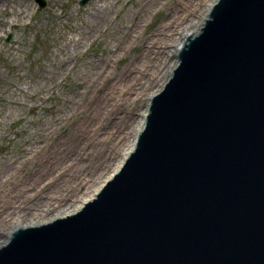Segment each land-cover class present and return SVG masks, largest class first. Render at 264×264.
<instances>
[{
    "label": "water",
    "instance_id": "obj_1",
    "mask_svg": "<svg viewBox=\"0 0 264 264\" xmlns=\"http://www.w3.org/2000/svg\"><path fill=\"white\" fill-rule=\"evenodd\" d=\"M0 264H264V0H216L118 171Z\"/></svg>",
    "mask_w": 264,
    "mask_h": 264
},
{
    "label": "rangeland",
    "instance_id": "obj_2",
    "mask_svg": "<svg viewBox=\"0 0 264 264\" xmlns=\"http://www.w3.org/2000/svg\"><path fill=\"white\" fill-rule=\"evenodd\" d=\"M78 1L47 0L46 7L39 10L33 0H0V163L1 160L6 162L10 159L17 161L20 165L25 163V168L22 170L18 167L10 168L14 171L3 170V175L7 176L6 183L12 179L10 184L3 187L9 191L14 192L15 188L23 183L26 185L28 176L49 156L61 159L62 162L57 165V170H60L61 165L69 162L63 157V145L60 146V144L76 138L72 134L77 135V126L76 128L74 126L79 123L82 114L77 113L78 109L74 105L67 106L65 112L68 115L67 118L64 115L61 116V110L64 108L62 106L68 105L69 100L79 94L80 89H84L91 82H96L95 72L89 69L88 63L92 59L108 58L113 66L110 76L100 82L99 89L90 88V92L95 95L114 79L119 70L143 48L140 41H135L133 44L123 46L119 51L115 50L114 54L108 56L109 51L116 48L114 47L115 42L117 46L119 42L115 40L113 43H107V39H100L98 32L92 30L89 33L88 25L93 19L90 14L96 11L102 3L111 5L109 16L112 20H117L130 8L138 12L144 0H88L83 5H80ZM176 1L172 0L170 5L175 6L173 2ZM167 7L150 12L142 21L139 34L149 32L161 21L166 15ZM194 13L196 20L201 10L194 11ZM30 19H32L31 23L28 26L25 25ZM123 22L124 26L117 31L119 41L124 35L122 29L131 27L128 19ZM102 23L98 24L99 28L107 31V22ZM9 33L10 40L4 42V38ZM143 39L144 36L141 37V40ZM88 44H91L89 48ZM169 48L172 49V46ZM84 51L87 52L84 53ZM169 59H171L170 63L166 66ZM174 59H176V53L168 57L153 85L147 91L138 93L137 98L130 97L126 103H123L117 96L118 91L115 92L112 102L108 105V110L112 108L110 117L115 122H112L114 126L109 125L107 129H112L113 132L107 139L104 136L94 137L96 151L101 150L100 155L111 153L114 158L105 169L95 170L93 168L95 157H90L87 153H84L83 157L79 154L78 156L82 157L79 158L82 161L79 168L86 170L79 171L80 178L85 179L81 186L78 185L79 189L76 188L77 185H74V183L78 184L77 181L67 182L73 186L76 195L64 208L73 207L92 193L102 181L103 176L114 168L121 154L127 151L142 109L150 96L149 91L158 89L162 84L167 76L166 70L168 69L169 73V67ZM61 60H64L63 67L66 65V68L55 70L54 66ZM100 65L101 63L97 68ZM74 68H76L75 72H73ZM83 70L87 71L86 75H83ZM66 74H68L67 77L60 81ZM50 79H53V88L45 87V83H48ZM120 89L123 90V87ZM125 111L127 116L134 114L135 120L131 128L125 129V140L121 139V142L113 145L121 137L120 131H116L115 126L122 124ZM61 117L63 121L60 122ZM111 119L105 120L106 124H109ZM85 136H87L86 133L83 134V139ZM32 143L45 147L46 153L41 150L36 154ZM26 146L29 150H25ZM32 181L38 185L36 183L38 179ZM64 208L55 209L53 212H61ZM50 214L51 212L46 215ZM45 218L44 215L40 219ZM12 229L4 227L0 241L6 239Z\"/></svg>",
    "mask_w": 264,
    "mask_h": 264
},
{
    "label": "bare ground",
    "instance_id": "obj_3",
    "mask_svg": "<svg viewBox=\"0 0 264 264\" xmlns=\"http://www.w3.org/2000/svg\"><path fill=\"white\" fill-rule=\"evenodd\" d=\"M215 0H177L173 2L171 6L170 3L172 0H144L142 3L141 9L137 12L134 8L126 10V12L117 20H112L109 16V11L111 5L104 3L100 4L96 11H93L90 15L92 16V23L88 25L89 33L94 30L100 35V39H107L108 42L118 41L119 45L117 46L116 42L113 51H109L108 56L114 54L115 50H121L125 45L133 44L135 41H140L143 48L139 54L134 56L126 65H124L118 72V74L112 79L108 84L103 87V89L93 95L90 92L91 89H99L100 82L107 79L110 76L113 66L109 63V59H92L88 63L89 69L95 72V83H90L85 86V88L78 91V97L76 96L72 100H69L68 105L62 106L61 116L64 115L65 118L68 115L65 113L67 111V106L74 105L77 107V113L82 114L79 123L77 126V135L75 139L69 142H61L60 146L63 145V157L67 158L69 162L63 164L59 167L60 170H57V165L62 161L60 158L55 156H49L46 160L40 164L33 173H29L26 180V185H20L15 188V191H9L3 187L10 184L6 183V175H3L4 171H14L10 169L12 167H18L21 170L25 168V163L18 164L17 161L4 162L1 160L0 163V235L4 231V227L10 229L19 226V225H35L39 222H43L51 219L54 216H62L67 213H70L76 210L84 200L91 198L94 192L99 188V186L119 167L122 159L127 154L134 144L135 136L143 124L144 116L146 113L147 103L142 109L140 118L137 121V127L134 129L132 134L130 145L127 148V151L121 154L119 160L114 164V168L108 171L106 175L103 176L102 181L94 188L92 193L88 194L83 200L73 207H65L73 197H75L76 192L74 191L73 186L70 185V180L74 182V185H82L85 178H80L79 171H86L84 168H79L82 164L80 160L83 157L84 153L90 155V157H95V164L93 168L96 170H102L108 167L110 161L114 156L109 153L100 155L101 150L96 151V142L95 138L106 137L112 134L113 130H108L107 126L111 125L112 122H115L111 119V107L108 110L109 102H112L113 96L118 91L120 101L126 103V100L131 98H137L138 93L147 91L150 88L158 74L162 71V66L166 63L168 57L174 55L183 39L188 34H193L197 31L200 26L202 19L201 17L206 14L207 9ZM168 6V7H167ZM167 7L165 11V16L161 21H159L149 32L140 33L141 23L144 18L152 11H159L161 8ZM201 10L198 19L195 20L196 14L194 11ZM128 19L131 23L130 28H123L122 33H124L122 39L119 41L117 37V31L124 26V20ZM102 22H107L108 29L107 31H102L98 24ZM103 24V23H102ZM101 27V26H100ZM144 36V39L141 40V37ZM174 44L171 45V43ZM172 46V49L169 47ZM76 51V49H75ZM74 51V52H75ZM168 60V64L170 63ZM64 60H61L57 65H55V70H59L64 65ZM176 59L172 61L171 68L175 65ZM101 63L100 67L97 68L98 64ZM66 68V65L63 67ZM76 68L73 69L75 72ZM168 69L166 70V75ZM87 71L83 70V75H86ZM165 80V79H164ZM163 80V81H164ZM162 81V83H163ZM46 82V80H45ZM47 83V82H46ZM45 83V87L53 88V79L48 80V83ZM123 87V90L120 88ZM88 88V89H87ZM91 88V89H90ZM155 89L154 91H156ZM122 91V93H121ZM149 91L148 94L154 92ZM77 94V93H76ZM132 94V95H131ZM149 97V96H148ZM128 111V109H127ZM111 119L109 124H106L105 120ZM135 118L134 114H129L127 116L126 111L122 124H117L116 131H120L121 137H119L114 143L117 144L121 142V139L125 140V129L131 128ZM63 121L62 117L60 122ZM124 126V128H123ZM110 127V126H109ZM82 132L86 133L87 136L83 139ZM120 136V135H119ZM95 137V138H94ZM36 154L39 151L44 150L46 153V148L32 143ZM25 150H29V147L26 146ZM83 150V151H82ZM96 151V152H95ZM62 153V152H61ZM82 154L80 158L78 155ZM107 155V156H106ZM43 157V156H42ZM80 158V159H79ZM25 162V161H24ZM12 178V177H11ZM38 179L36 185L32 180ZM67 183V185H65ZM67 186H69L67 188ZM3 188V190H1ZM67 188V189H66ZM85 187H83L84 189ZM79 189V188H78ZM79 191V190H78ZM63 209L61 212H53L55 209ZM50 215H46L50 213ZM45 215V219H40ZM28 222H24V221ZM19 221V222H17ZM14 223L12 226L11 224ZM0 241V245L7 240Z\"/></svg>",
    "mask_w": 264,
    "mask_h": 264
}]
</instances>
